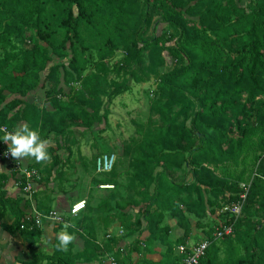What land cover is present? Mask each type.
Here are the masks:
<instances>
[{
  "label": "trees",
  "instance_id": "trees-1",
  "mask_svg": "<svg viewBox=\"0 0 264 264\" xmlns=\"http://www.w3.org/2000/svg\"><path fill=\"white\" fill-rule=\"evenodd\" d=\"M43 1L0 0V42L8 41L10 35L24 39L25 24L40 11ZM60 1L64 7L62 25L66 29L61 47L67 48L70 43L73 54L70 68L79 78L87 70V53L91 48L97 50L100 64L96 67L105 76L113 72L107 69L106 59L113 56L118 46L126 53L123 65L126 73L133 74L134 68H141L146 53L151 64L162 67V39H145L141 34L146 19L154 15L178 36L171 54L185 61L180 67L174 64L162 77L161 95L152 107L153 113L159 115L156 123L160 131L152 136L147 154L129 163L132 197L125 196L124 189V193L115 191L106 198L107 206L112 205L106 221H119L132 240L122 252L128 257L140 252L145 233L149 235L147 242L165 241V233L171 232L164 226L167 217L175 219L184 231V236L176 240V246L183 245L192 234L190 217H194L197 229L202 232L201 240L204 237L211 240L200 264H264V0H197L195 6H191V0H145L149 7L145 19L140 14V0ZM57 74L58 68H51L47 77V99L54 112L24 99L12 101L9 108L18 110L14 121L35 122L40 131L47 136L55 135L66 146L72 130L103 124L110 113L103 106L104 93L93 83L83 88L81 99L76 98L65 109L57 98L60 81ZM37 77V73H25L18 83L9 75V79L0 82V87H16L18 83L17 94L26 98L37 84H29L28 79ZM128 90L119 86L112 95L119 96ZM7 110L0 111V128L14 132L6 126L10 121ZM181 113L189 117L190 126L181 120L175 122ZM61 163L58 156L53 158L54 168ZM114 171L115 166L111 173L101 175L108 177ZM180 172H184V177L176 181L171 174L179 176ZM191 176L190 183L186 178ZM9 181L10 177L0 175L1 228L12 236L22 237L32 253L31 264H74L77 260L90 263L110 251L116 256L122 250L118 240L109 241L107 251L102 250L95 237L88 235L84 238L83 252L69 255L57 251L58 231L52 256L34 252L40 228L22 210L21 199L12 198L7 192ZM111 182H101L97 188L119 187ZM243 185L249 189L241 215L237 219L229 214L219 215L223 208L239 202L245 194ZM138 196L141 201L136 200ZM51 197L45 202L53 204ZM34 200L41 202L36 195ZM128 206L131 212L138 208L132 218L116 213ZM98 209L102 213L103 209ZM36 211L42 214L37 205ZM7 216L14 218L12 225L5 223ZM209 216L214 220L208 227L203 222ZM221 224L232 225L233 235L214 241L212 235ZM116 248L119 250L115 253ZM174 256L181 259L177 253Z\"/></svg>",
  "mask_w": 264,
  "mask_h": 264
},
{
  "label": "rangeland",
  "instance_id": "rangeland-1",
  "mask_svg": "<svg viewBox=\"0 0 264 264\" xmlns=\"http://www.w3.org/2000/svg\"><path fill=\"white\" fill-rule=\"evenodd\" d=\"M191 1V6H195L197 0ZM148 8L146 1L140 0V14L143 19L148 14ZM63 17L64 7L60 0H44L40 11L30 21L26 22L24 39L10 35L8 41L0 42V82L5 78L9 79V75L13 81L18 83L24 78L25 73L34 72L38 75L36 79H28L29 84H33V82H37V84L26 98L17 94L18 83L16 87L9 86L5 89L0 87L3 90L0 94V111L4 109L10 111V121H7V127L15 131L21 126H28L49 142L48 150H54L50 154L51 158L46 162L37 163L30 158L23 161L25 165H28L29 171H34L37 174L32 182L35 184V195L41 200L40 204L38 201L36 203L42 215L46 216L51 211H57L53 204L45 201L53 194L60 192L63 194L61 201L64 203V209L57 212L66 217L65 224L75 225V227L69 226L67 229L74 237L84 239L88 235L95 237L98 233L102 240L104 239L108 243L117 240L122 243L123 240L128 239V231L127 229L126 231L123 230L124 228L119 225L121 224L119 221L113 219L106 221L111 212L109 207H112L111 204L107 206L106 198L115 191H118L116 193H120V191L124 193V189V195H128L129 198L132 197L133 175L129 163L132 159L147 154L150 141H153L152 136L160 131V127L156 123L159 121V115L153 113L152 107L160 98L162 77L172 70L174 64L180 67L185 64V61L182 57L178 58L171 54V51L175 49L178 36L161 22L159 16L154 15L150 19H146V28L142 30L141 34L145 39L153 37L162 39L161 58L164 62L162 67L151 64L148 53H146L144 65L141 68H134L133 74L126 73L123 70L126 53L123 47L118 46L113 56L106 59L107 69L113 70V72L105 76L96 67L100 64L98 52L91 48L87 53L89 57L87 70L83 77L79 78L70 68V62L73 58L70 43L67 44V48L61 47L66 36V29L62 25ZM24 67L26 70H22ZM51 68H58L57 75L60 77V81L57 98L60 103L65 105V109H69L71 102L75 101L76 98L81 99L83 88L87 84L93 83L104 93L101 96L103 106L110 113L103 124H95L90 129L72 130L66 146L55 135L47 136L46 132L40 131L35 122L14 121L13 119L18 115V110L9 108L12 101L24 99L43 110L54 112L52 103L47 99V92L49 91L47 77ZM136 78L143 82L138 83ZM98 79L100 80L98 81ZM103 79L107 81L104 82ZM119 86L127 87L129 90L114 97L112 94ZM188 118L184 113H181L175 122L181 120L183 124L190 126ZM110 154L116 157L114 174L105 177L96 173L97 158ZM55 156H58L63 163L54 168L52 163ZM171 175L176 181H181L184 172H180L179 176L175 173ZM104 181H112L111 183L118 184L119 187L111 190V192L102 191L97 186ZM121 187L124 188L120 189ZM135 198L137 201H141L139 196ZM79 201H87V211L82 216L71 219L69 217L70 208ZM99 207L103 209L102 213L97 212ZM137 211L138 208L135 207L134 211L131 212V206H128L118 209L116 213L129 215L132 218L134 212ZM27 215L30 216V214ZM213 220L214 218L209 216L203 223H208L209 227L213 225ZM171 221L173 220L167 217L164 222V225L169 228V232ZM89 222L91 223L88 226ZM42 224L48 229L54 226L46 220H43ZM196 224V221H192V225L197 226ZM61 227L63 230L64 226ZM54 231L58 232L59 230L54 229ZM165 234V241L151 242H147L149 235L143 234V242L139 249L140 252H138L139 255L137 254L141 262H148L146 255L149 254L153 256L152 259L159 260V263L168 261L169 264H182L184 256L179 254L181 259L174 256L181 245L176 246L175 237L168 232ZM50 246L51 248L54 247L51 243ZM122 254L118 252L117 256H114L116 263Z\"/></svg>",
  "mask_w": 264,
  "mask_h": 264
},
{
  "label": "crops",
  "instance_id": "crops-1",
  "mask_svg": "<svg viewBox=\"0 0 264 264\" xmlns=\"http://www.w3.org/2000/svg\"><path fill=\"white\" fill-rule=\"evenodd\" d=\"M1 137H2V135H1ZM2 146L3 145L1 144V146H0V153L1 154H2V151L4 149V147H2ZM1 154H0V156H1ZM110 155H104V156H110ZM100 158H101V156L98 157V159H100ZM22 159L24 161V158H22ZM23 163L25 165V162H23ZM25 166H28V165H25ZM96 173H98V170H96ZM98 174H100V173H98ZM0 175H6V176L10 177V181L6 187L7 192L14 199H21L22 210L26 214L33 215L34 214L33 210L36 209V205H37L36 201L34 200L35 193H34L32 199H29V198L24 196V194L22 193L20 188L17 186V183L19 180L18 172L14 170L13 166L10 163L1 160V158H0ZM192 181H193V177L191 176L188 178V182L191 183ZM102 191H107V190H102ZM34 192H35V190H34ZM62 195L63 194H61L60 192H57L56 194H53V196L51 197L53 199V205L57 209V211L64 209V203H62V201H61ZM97 212L99 213V209ZM190 219H191V226H192V234L190 235L187 242L183 245H188L191 247V246L195 245L196 243L202 241L201 240V237H202L201 233L202 232L199 231V229H197L196 226L192 225V221H196L194 219V217H190ZM171 220H173V221H171V230H170L171 236L175 237L176 240L182 238L184 236V231L178 227L177 221L175 219L171 218ZM165 221H166V219H165ZM5 223L7 225H12L14 223V218L12 216H7V218L5 219ZM119 225H121V224H119ZM164 226L166 227V225H164ZM59 227L53 226V228L48 229V228L42 226L40 228V236H38L36 238V243L32 248L33 251L37 252V253H43L46 256H52L54 254V247L51 248L50 243H51V245H55V239H56L57 231H54V229L59 230ZM121 227L124 228L123 225H121ZM123 230L126 231L125 228ZM60 231L61 230H59V232ZM146 234L147 233H145V235ZM127 235H128V232H127ZM95 238H96L97 245H99L102 250L107 251V248L109 246L108 242L104 239L102 240L101 236H99L98 233L95 235ZM109 238H110V236H109ZM133 239H135V238H133ZM131 242H132V240H130L129 238L125 239V241L123 240L121 245L119 246V248H121L122 250L119 252H122L123 249L128 245V243H131ZM84 248H85L84 239L81 237H75V240L72 242L71 245H69V250L65 253L74 256V255H77L78 253L79 254L82 253ZM119 248H116V252L119 250ZM176 253L178 255L180 254L178 250L176 251ZM0 254H3L5 257L10 258L12 264H31L34 260L32 253L29 251L27 244L24 242L22 237L20 235L12 236L9 233H7L6 231H4L1 228V222H0ZM137 254L138 253H133L128 257V254H126L124 252L121 255V257H119L118 263H116V260L114 257L115 254L111 253V251H110L108 254L105 255V257H99L97 260H94L93 262L86 263L83 260H79V261L77 260V261H75L74 264H113L112 260H114V262L116 264H152V263H158L159 262V260L152 259L153 256L149 255V254L146 255V260L148 262H145V261L141 262V259L138 258L139 254L138 255ZM124 256H125V258H124ZM43 264H47V262H44Z\"/></svg>",
  "mask_w": 264,
  "mask_h": 264
},
{
  "label": "built area",
  "instance_id": "built-area-1",
  "mask_svg": "<svg viewBox=\"0 0 264 264\" xmlns=\"http://www.w3.org/2000/svg\"><path fill=\"white\" fill-rule=\"evenodd\" d=\"M2 131V135L6 134L7 132H10L8 129L5 127L0 128ZM3 151L0 156L1 160L10 163L14 170L18 172V177H19V182L17 183V186L20 188L22 193L24 194L25 197L32 199L34 195V188L35 184L32 182V179H34L37 174L34 171H29V167L25 166L23 163L22 158H13L11 154L8 152L9 145L3 142ZM116 157L115 155H110V156H104L100 159L97 160V170L98 173L100 174H109L113 171ZM25 181V183H23ZM243 189L245 190V194H243L240 197V200L238 203L227 206L223 208L219 215L221 214H229L231 217L237 219L243 209V205L245 202V199L247 197V191L249 189V186L243 185ZM100 190H113L114 186L112 185H100L99 186ZM81 202L84 203L83 209L76 210V206L80 204ZM87 209V201H79L75 203L71 208H70V213L69 217L71 219H76L78 218L83 212H85ZM33 215H30V221L33 220L35 221V224L38 228H41L43 226L42 222L43 220L48 221L50 224H54V226H62L65 224V217L61 214H59L57 211H52L48 215H42L38 213V211L33 210ZM234 228L232 225H220L218 228H216L215 232L212 235V238L214 241L222 240L226 237H230L233 235ZM211 246V240L207 237H204L202 241L196 243L193 246H186V245H181L178 248V251L181 255L184 256L183 259V264H200L201 261L205 258L206 253L208 249ZM113 264H116L114 260H112Z\"/></svg>",
  "mask_w": 264,
  "mask_h": 264
},
{
  "label": "clouds",
  "instance_id": "clouds-1",
  "mask_svg": "<svg viewBox=\"0 0 264 264\" xmlns=\"http://www.w3.org/2000/svg\"><path fill=\"white\" fill-rule=\"evenodd\" d=\"M2 131V129H0ZM0 141L9 145L8 152L13 158H30L37 163L46 162L50 157L48 151V141L41 138L40 134L28 126H21L14 132H7ZM84 203L81 202L76 206V210L83 209ZM75 225L65 224L63 230L57 234V251L67 252L69 245L75 240V237L67 229ZM0 264H12L10 258L0 254Z\"/></svg>",
  "mask_w": 264,
  "mask_h": 264
}]
</instances>
